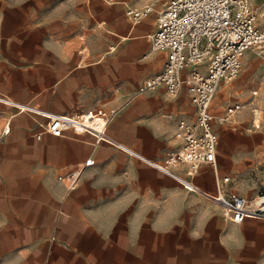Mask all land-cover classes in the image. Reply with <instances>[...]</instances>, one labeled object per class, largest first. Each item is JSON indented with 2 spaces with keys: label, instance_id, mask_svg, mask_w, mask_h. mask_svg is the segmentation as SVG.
I'll list each match as a JSON object with an SVG mask.
<instances>
[{
  "label": "crops",
  "instance_id": "1",
  "mask_svg": "<svg viewBox=\"0 0 264 264\" xmlns=\"http://www.w3.org/2000/svg\"><path fill=\"white\" fill-rule=\"evenodd\" d=\"M145 1L0 0V94L55 113L114 110L107 137L164 161L181 148L178 121L196 112L185 88L138 91L166 61L151 50L156 14L125 15ZM36 119L0 102L2 264H264V217L235 223L206 197L216 194L211 165L192 176L170 167L199 189L189 191L88 132L37 139ZM86 160L74 188L57 179Z\"/></svg>",
  "mask_w": 264,
  "mask_h": 264
},
{
  "label": "built area",
  "instance_id": "2",
  "mask_svg": "<svg viewBox=\"0 0 264 264\" xmlns=\"http://www.w3.org/2000/svg\"><path fill=\"white\" fill-rule=\"evenodd\" d=\"M257 8L248 0H146L140 7H128L125 11L132 24L141 22L151 13L156 14L155 31L151 35V50L166 52L162 70L146 78L139 92L163 87L165 98L177 96L185 88L190 103L195 108V119H180L176 137L181 148L170 152L164 161H154L140 156L106 135V126L115 111H86L79 114L55 113L30 103L12 100L0 94V102L12 106L18 113H28L36 119L35 137L45 133L62 136L68 130L85 131L95 142H106L133 155L157 170L173 176L189 191L198 187L185 177L175 175L171 166L185 165L186 175L192 176L203 164L212 166L216 194H203L216 200L224 214L240 223L247 217H264V188L252 198L238 193L224 192L223 185L229 178L217 173L218 133L213 124H234L241 109L237 101H228L221 111L213 110L217 91L230 84L240 73L242 58L250 50L264 63V27L256 25ZM204 66L200 70V66ZM8 132L4 129L3 133ZM86 160L82 167L59 174V181L66 180L67 187L76 186L83 167L92 163Z\"/></svg>",
  "mask_w": 264,
  "mask_h": 264
},
{
  "label": "rangeland",
  "instance_id": "3",
  "mask_svg": "<svg viewBox=\"0 0 264 264\" xmlns=\"http://www.w3.org/2000/svg\"><path fill=\"white\" fill-rule=\"evenodd\" d=\"M248 2L258 5L255 23L264 27V0ZM247 52L240 73L228 87L221 88L213 102L217 112L227 96L239 102L241 109L235 123H215L213 129L218 133V167L229 178L226 189L252 198L264 188V63L252 51Z\"/></svg>",
  "mask_w": 264,
  "mask_h": 264
}]
</instances>
